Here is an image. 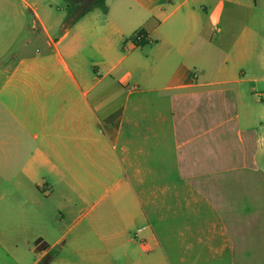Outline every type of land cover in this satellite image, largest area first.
<instances>
[{
  "label": "crops",
  "instance_id": "0c3cea01",
  "mask_svg": "<svg viewBox=\"0 0 264 264\" xmlns=\"http://www.w3.org/2000/svg\"><path fill=\"white\" fill-rule=\"evenodd\" d=\"M72 1L0 0L1 28L32 29L47 46L0 65V264L232 261L223 204L236 174L264 165L253 30L264 0H130L106 14ZM226 5L230 28L237 8L248 12L246 34L227 52L203 38L192 53L187 32L218 23ZM142 20L153 21L138 30L147 44L121 50Z\"/></svg>",
  "mask_w": 264,
  "mask_h": 264
},
{
  "label": "rangeland",
  "instance_id": "374dc122",
  "mask_svg": "<svg viewBox=\"0 0 264 264\" xmlns=\"http://www.w3.org/2000/svg\"><path fill=\"white\" fill-rule=\"evenodd\" d=\"M93 1L94 0H81L80 3H83L84 6H90L93 5ZM120 1L131 4L130 0H105V4L107 8H112ZM158 1L164 4L168 3L167 0H157V2ZM228 7L229 5H226V7L224 6L222 18L218 23L215 24L214 21L207 20L204 25L205 28L198 30V36L197 33L196 36L191 35L190 30L187 32V36L192 37V47L190 49L192 53H194L199 49V47L202 46L201 39L203 38L215 39V45L227 52L229 48V45L227 44V42L229 41L228 39L235 38L237 36L241 37L246 34L248 28H244V26L248 24V12H243L241 10L242 8H237L236 19H234V24L230 28V25H228V21L226 20L228 19ZM259 13L260 12H257V15H259ZM115 15L120 21L121 19L119 16H121V12L118 11L115 13ZM140 22L142 24L141 27L137 22L135 23V25L124 29L127 33L125 34L123 41L119 45L121 50L125 44L127 45V51H130L132 49L131 47L133 46V44L131 41V37L139 29L145 28L148 31L151 30L148 26L151 27L153 21L142 20ZM218 26L221 27L220 32L216 30ZM253 30L254 33L259 36L258 42H260L258 45H256V52H261L264 50V42L261 41L264 39V25H262L261 22L259 25L253 26ZM56 31H58V29H51V34L54 35ZM10 37H12L11 29L0 27V49L5 47V41H12V44H9L10 53L5 54L4 59H0V65H10L14 63L17 57L21 56L22 52L26 51L27 49H31L34 47H39L42 49L47 48L46 44L44 43L43 35L41 34V37L38 36L37 32H33L32 29L23 28L16 36L12 38ZM24 42L27 43L25 44L27 45V48L23 47ZM140 51L141 52L136 53H139L141 55L146 54L148 51V46L143 47V49ZM127 60H125L123 64L126 63ZM133 76V80H135L136 78H140V71H135ZM235 177H237L238 179V184L237 187L235 186L231 188L232 191L230 194V200H232V203L223 204V228L224 230H230L231 239L233 240V242L236 241L238 243L234 244L233 246V260L228 261V259L226 258L221 259L218 257L209 261H205L203 260L200 252H191V258L187 261V264H264V165L259 171L251 173L240 172V174H236ZM246 196H248V200L245 199ZM237 199L238 202L236 204L235 202ZM236 209L238 212H240V215L241 213L244 214L246 213V211H249L250 215H252L251 218L238 220L232 219L230 214L234 213Z\"/></svg>",
  "mask_w": 264,
  "mask_h": 264
},
{
  "label": "trees",
  "instance_id": "16d2710c",
  "mask_svg": "<svg viewBox=\"0 0 264 264\" xmlns=\"http://www.w3.org/2000/svg\"><path fill=\"white\" fill-rule=\"evenodd\" d=\"M76 1L81 2V0H75V2ZM92 8H99L102 13H104V14L107 13V6L105 4V0H94L93 5L89 6V9H92ZM145 34H146V32L144 30L138 31L132 37L133 44L136 46H143V45L147 44V41H145ZM263 162H264V156H263ZM46 247H47L46 244H40V245L37 244L35 250H36V252H40V251L45 250ZM49 262H50V257H46V258L42 259L39 264H48Z\"/></svg>",
  "mask_w": 264,
  "mask_h": 264
}]
</instances>
